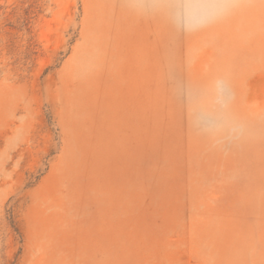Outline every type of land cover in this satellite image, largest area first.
I'll use <instances>...</instances> for the list:
<instances>
[{"label":"rangeland","instance_id":"1","mask_svg":"<svg viewBox=\"0 0 264 264\" xmlns=\"http://www.w3.org/2000/svg\"><path fill=\"white\" fill-rule=\"evenodd\" d=\"M0 264H264V0H0Z\"/></svg>","mask_w":264,"mask_h":264}]
</instances>
